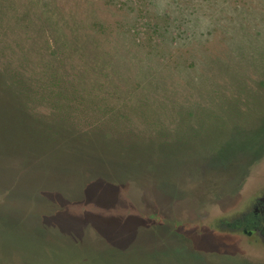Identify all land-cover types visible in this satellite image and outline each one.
I'll return each mask as SVG.
<instances>
[{"label": "rangeland", "instance_id": "rangeland-1", "mask_svg": "<svg viewBox=\"0 0 264 264\" xmlns=\"http://www.w3.org/2000/svg\"><path fill=\"white\" fill-rule=\"evenodd\" d=\"M47 1L52 12L43 13L50 24L43 29L36 9L26 8L31 13L22 24L26 13L0 7V82L19 81L37 111L60 113L80 132L106 130L112 114L137 111L132 104H116L130 101L133 92L113 91V85L136 82V56L157 68L190 59L207 76L202 85L208 88L172 69L173 95L161 107L163 131L154 127L151 135L148 119L128 115L118 141L113 133H102L107 145L116 147L111 155L102 148L88 150V135H81L82 142L71 140L48 122L46 128L34 122L38 115L25 119L2 101L9 91H0V264H264V250L246 245L239 234L219 231L216 224L199 234L175 223L182 203L194 201L210 218H220L239 211L250 192L264 186V130L251 140L237 133L227 142L213 137L176 160L154 157V145L150 151L145 146L150 136L161 134L168 143L182 139L181 133L200 137L217 126L222 108L212 92L217 84L226 95L235 93L231 69L232 77L247 79L252 89L264 81V0H240L251 4L243 7L249 13L234 2L231 12L232 6L222 13L214 6L201 9L202 0ZM178 9L195 28L182 20L175 24ZM152 13L179 14L154 33L145 18ZM136 16L142 17L139 28L128 31ZM70 37L78 40L76 50L63 47ZM160 37L168 44L156 43ZM150 43L160 48L146 56ZM54 63L66 65L67 75L60 74L71 81L67 89H76L73 95H56L51 88L48 67ZM86 96L96 97L99 106L85 100L86 106H79L78 97ZM142 131L149 137L139 136ZM185 140L189 150L192 142Z\"/></svg>", "mask_w": 264, "mask_h": 264}, {"label": "trees", "instance_id": "trees-1", "mask_svg": "<svg viewBox=\"0 0 264 264\" xmlns=\"http://www.w3.org/2000/svg\"><path fill=\"white\" fill-rule=\"evenodd\" d=\"M30 3H27L26 0H0V7L1 5H6V9L7 12L6 13H26L21 17V23L25 24V21L28 22V14L27 13H31L30 10L31 9H36L37 13H41L42 15V19L40 21V28H46V26H50V24L48 23L47 19L43 16V13H47L50 14L51 11V3L47 0H29ZM201 1V0H200ZM204 2V4H202L200 6L201 9H209L211 8V6H214V10H218L220 13H222L223 10L227 9L228 7L232 6L230 9L231 10L234 8L232 3H236L235 5H237L238 8L243 10V13H249L252 12L249 9H244L243 7H252L251 4H247L245 5L244 3L241 4V2H239L240 0H202ZM234 5V6H235ZM62 8L61 5H59ZM56 7V6H55ZM58 7V6H57ZM235 7V8H237ZM29 8L30 10L26 9ZM59 8V7H58ZM69 8V7H68ZM1 9V8H0ZM19 10L18 11H16ZM26 9V10H25ZM14 10V11H13ZM72 7H70L68 9L69 12H72ZM177 11L180 12V9H178ZM179 13H172L173 15L176 14L178 15ZM172 14H166V13H161V15H155V13H152V16L149 17H145V18H149L148 20H150V23L148 24V29H150V31L157 33L158 30L163 29L164 26H168L167 22L170 20V18L172 17ZM181 17H176L174 18V22L175 24H177L180 20H182V22L185 23H189V27L191 28H195L196 24L192 22H190L189 20H187L188 18L185 17L184 15L182 16V13L180 14ZM142 17L140 16H136L133 17L134 22L131 23L132 26H128L125 25V29H127L128 26V31H132L135 32L137 31V28H139V21L141 20ZM163 20L164 23H158L159 20ZM114 26L116 25L113 24ZM110 27V26H109ZM111 27L112 24H111ZM109 32H114V29L112 28H108ZM48 38V37H47ZM47 38L44 39V42H47ZM162 37H160V41L157 39L155 40L156 43L158 44H163L167 43V39L164 38L161 39ZM48 40L51 42V39L48 38ZM172 40V39H171ZM78 40H75L74 38H72L71 41V37L70 40H66V42H64L63 47L68 46V49H70V47L72 48V50H76L78 48ZM54 44V43H53ZM52 44V45H53ZM55 47L59 48L60 46V42L57 41V43L55 42ZM142 46V44H141ZM159 49L160 47L153 45L150 43L149 45V52L146 53V56L151 55L152 53V49ZM61 50V49H60ZM69 51V50H68ZM153 54V53H152ZM137 59V64L136 66H138L137 72L135 74L136 77V82L135 83H131V82H126L123 85H113V91L114 92H119V93H132L131 96V100L130 101H116L117 105L122 106L125 104H132L134 107L137 108V111L134 112H128L126 113V115H120V114H112L111 115V119H108V123H109V127L106 128V130H101L98 132H94V131H88V132H80L77 131L76 129V123L66 119V117H64L62 114L58 113L59 115L56 114V116H52V115H48L45 114L44 112H39L35 109L34 105H32L31 101L28 100V96L30 94H26L24 92V90H21L20 87V82L19 81H12V83L10 82L9 78H3V80H1L0 82V91H9L8 96H2L0 95L1 98L5 97L7 98L6 100L2 99V101H4V103L6 102L7 104H12L14 105L19 112L22 114V116H25V119L27 120H34V118L31 117H38L35 119L34 122H38L39 124H42L43 127L46 128V125L44 126V122H48L49 124H51L52 126H55L56 130H63V132L66 133V135L71 139V140H78L79 142H82L81 139V135L85 136L88 135L90 137V142H91V148L90 149H96L98 148L99 150L102 148V150H106L107 153L109 155L112 154V151L115 150V145L110 144V146L107 145L106 141L101 138L102 137V133L104 132H110L114 134L115 141L119 140V135H121L122 133L120 131H124L126 132V129L121 130V124L122 125H128L130 123L131 117H128V115L131 116H135L136 120H139L138 118L141 117V119H148L149 121V128L150 130H148V132H150V134L154 133L156 134L154 131H152V129L154 127L156 128H160L162 126V118L160 117V114L163 115V111L161 109L162 106L169 104L168 101H165V99L171 98L172 95V91L170 90V87L168 85V82H171L170 79L168 78V76H171V72L172 69H174L175 71H177L179 74H181V76H185L187 78V80H192V82L194 83V85H197L196 80L199 79L198 83V87H203V88H208L205 87L206 85H202L203 81H206L207 76L203 74V72H200L198 69L196 71V65L193 62H190L187 60H180L174 63V67L172 68V66H164L163 68L158 66L155 67L152 62L150 61H146V57H141V56H136L135 57ZM186 63V64H185ZM168 63H166L167 65ZM49 73L48 75L51 76V78L53 79V81H51L50 86L53 90L55 91L56 95H63V96H70L73 95V93H75L76 89H72V91H70L68 88V86L70 85L71 81H65L64 78L62 77L61 74L63 75H67L68 70L66 65L63 67H57V65L54 63V65H49ZM231 72V82L234 83V85L236 86V89L234 90L235 93H228V95H226L224 93V91H221L219 89V87L216 84V87L214 88L213 92L215 94V98H217V102L220 106H221V111H220V115L216 116V119L214 120V124H217V126L213 127V128H209V130L207 131V133H202V135L196 136V134L190 133V134H184L181 133L180 137L182 139H175V140H170L169 142H173L175 144L172 143H163L164 139L160 138V135H154V136H150L151 138L150 141L147 143V145H145L148 148V151H150L149 147L150 145H154L153 150L155 151L157 149V152L155 155H153L154 157L157 156V154L159 155H163V157H168L170 158L171 155L174 156V159L172 160H176V159H181V156L186 155L187 157L191 154L192 149L195 146H199L202 143H205L208 139L212 140L213 137L214 139H217V141H220L221 139H226L223 142H227L230 139L235 138L234 135L235 133H237V137L240 138V136L242 135H246V136H250V139H253L256 136H259V134L261 133L262 130H264V111H261L262 108H264V81H260L259 84L255 85V89H252L249 86V83L247 81V79L245 78H237L236 77H232L234 74H236V72L234 70H230ZM61 73V74H60ZM120 73V72H119ZM175 73V72H174ZM199 73V74H198ZM15 74H17L15 72ZM15 74H12V76H14ZM199 75V76H198ZM56 84V85H54ZM72 86V85H71ZM4 88V89H2ZM175 89H178L177 87H173ZM207 90V89H206ZM201 91L203 92V90L201 89ZM135 93V96L133 95ZM171 95V96H170ZM45 96V95H44ZM43 96V97H44ZM164 97V98H163ZM175 97V96H174ZM84 98V99H83ZM78 97L77 104H79V106L85 107L86 103H92L95 104L94 106H99L98 102H94V100L96 99V97ZM87 101L85 103V101ZM73 106H77L76 104H71ZM245 106V108L242 107ZM90 108V107H89ZM62 113V112H61ZM241 117H246L247 120H243L241 119ZM255 117V118H254ZM38 120V121H37ZM50 121H52V123H50ZM251 122L252 125H249V123ZM53 126V127H54ZM163 127L160 128V131H163ZM37 131L39 132H47V131H43V129H39L36 128ZM155 130V129H153ZM53 133H56V131H51ZM232 133H234V135H232ZM101 134V135H100ZM132 134V133H130ZM151 134V135H152ZM139 136H147L146 131H142L141 134ZM48 137V136H47ZM149 137V136H147ZM230 138V139H229ZM102 139V141H101ZM183 139H186L185 141H190L192 142V146L189 148V150L187 149V147L184 146V142ZM182 140V141H181ZM236 140V139H235ZM180 141V142H179ZM213 141V140H212ZM184 144H182V143ZM146 148V149H147ZM152 149V148H151ZM135 150V146H131L129 148V152L133 153V151ZM89 153V152H88ZM146 153V152H143ZM91 154V153H89ZM142 161V160H141Z\"/></svg>", "mask_w": 264, "mask_h": 264}, {"label": "flooded vegetation", "instance_id": "flooded-vegetation-1", "mask_svg": "<svg viewBox=\"0 0 264 264\" xmlns=\"http://www.w3.org/2000/svg\"><path fill=\"white\" fill-rule=\"evenodd\" d=\"M176 216L180 218L175 223L182 226L184 231L195 229L196 233L201 234L206 229H214L213 225L216 224L219 231L239 234L245 239L246 245L264 250V186L250 192L239 211L224 217L210 218V212L200 209L194 201L179 205ZM157 219L163 225L168 221L163 216Z\"/></svg>", "mask_w": 264, "mask_h": 264}, {"label": "bare ground", "instance_id": "bare-ground-1", "mask_svg": "<svg viewBox=\"0 0 264 264\" xmlns=\"http://www.w3.org/2000/svg\"><path fill=\"white\" fill-rule=\"evenodd\" d=\"M218 75V74H217Z\"/></svg>", "mask_w": 264, "mask_h": 264}]
</instances>
